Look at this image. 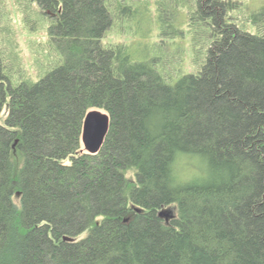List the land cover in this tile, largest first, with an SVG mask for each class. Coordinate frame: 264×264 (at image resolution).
<instances>
[{
    "label": "trees",
    "instance_id": "1",
    "mask_svg": "<svg viewBox=\"0 0 264 264\" xmlns=\"http://www.w3.org/2000/svg\"><path fill=\"white\" fill-rule=\"evenodd\" d=\"M30 1L63 62L14 85L0 58V264H264V3L141 0L158 25L141 55L104 43L126 0ZM93 110L110 118L94 155ZM181 155L205 177L180 181Z\"/></svg>",
    "mask_w": 264,
    "mask_h": 264
},
{
    "label": "rangeland",
    "instance_id": "2",
    "mask_svg": "<svg viewBox=\"0 0 264 264\" xmlns=\"http://www.w3.org/2000/svg\"><path fill=\"white\" fill-rule=\"evenodd\" d=\"M126 1L133 4L135 8L136 13L133 15L132 21L121 22L119 19L127 17L123 13L120 14L121 16L114 14L113 25L107 32L104 43L114 45L136 42L135 47L138 48L139 54L142 55L146 51L151 52L149 33L154 31L156 34L157 20L155 21L154 15L148 17L141 0ZM236 1L242 6L236 9L233 14L239 17H247L251 12L261 8L264 3L263 0L260 3L259 0ZM0 14H4L6 17V19L0 20V58L6 69L4 75L12 84L29 81L38 82L47 73L62 64V55L54 48L48 34L51 21L35 2L30 0H0ZM6 27L11 30L17 42L15 49L7 44L8 38L4 31ZM242 28L250 33L257 32V29L250 24H246ZM127 29H130V33ZM172 43L169 46V53L172 55L176 54L178 46L183 45L184 48L187 44V42L176 44V41H172ZM189 57L188 52L185 64L188 71L191 69ZM5 114L6 109L3 111L2 118L5 117ZM180 157L182 162L179 161L181 163L175 164L180 181L187 184L192 183L193 179H200L199 176L205 177L207 165L202 157L190 155H181Z\"/></svg>",
    "mask_w": 264,
    "mask_h": 264
},
{
    "label": "water",
    "instance_id": "3",
    "mask_svg": "<svg viewBox=\"0 0 264 264\" xmlns=\"http://www.w3.org/2000/svg\"><path fill=\"white\" fill-rule=\"evenodd\" d=\"M109 122V116L98 110L90 111L86 115L81 137L83 151L92 155L99 152L107 134ZM159 217L168 222L174 217V214L171 209H166L159 212ZM64 240H69V238H64Z\"/></svg>",
    "mask_w": 264,
    "mask_h": 264
}]
</instances>
